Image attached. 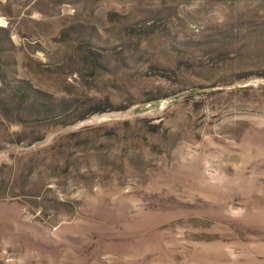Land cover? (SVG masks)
<instances>
[{"label": "rangeland", "instance_id": "rangeland-1", "mask_svg": "<svg viewBox=\"0 0 264 264\" xmlns=\"http://www.w3.org/2000/svg\"><path fill=\"white\" fill-rule=\"evenodd\" d=\"M0 26V264H264V0H0Z\"/></svg>", "mask_w": 264, "mask_h": 264}, {"label": "trees", "instance_id": "trees-1", "mask_svg": "<svg viewBox=\"0 0 264 264\" xmlns=\"http://www.w3.org/2000/svg\"><path fill=\"white\" fill-rule=\"evenodd\" d=\"M0 31H2L4 33V37L5 38H9L10 37V30L8 27H4V26H0ZM1 77V80H5L3 75H0ZM22 89V88H21ZM22 93H21V96H20V102L18 104V110L21 108V106L23 105V103L26 101V99L29 97V91L28 90H24L22 89Z\"/></svg>", "mask_w": 264, "mask_h": 264}]
</instances>
